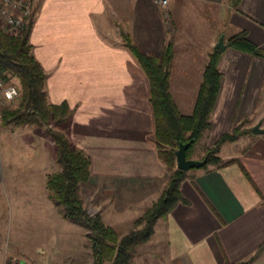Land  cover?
Returning <instances> with one entry per match:
<instances>
[{
  "label": "crops",
  "instance_id": "obj_1",
  "mask_svg": "<svg viewBox=\"0 0 264 264\" xmlns=\"http://www.w3.org/2000/svg\"><path fill=\"white\" fill-rule=\"evenodd\" d=\"M32 15L28 42L45 74L47 100L71 109L68 140L89 157V177L104 184L97 214L119 236L168 177L152 142L148 81L122 34L153 57L170 43L168 91L183 115L191 113L208 53L222 35L219 85L200 137L205 144L189 158L200 159L244 118V128L264 127V58L226 45L243 31L264 50V0L235 6L230 0H167L163 6L154 0H38ZM28 126L0 123V264L38 251L27 243L28 229L65 219L44 185L58 170L52 140L45 158L40 146L41 156L27 150L28 163L15 150L33 144L26 138L39 127ZM255 138L237 152L218 153L222 161L233 159L226 165L187 170L179 184L182 201L156 220L129 264H264V135ZM120 224L125 230H116Z\"/></svg>",
  "mask_w": 264,
  "mask_h": 264
},
{
  "label": "trees",
  "instance_id": "obj_2",
  "mask_svg": "<svg viewBox=\"0 0 264 264\" xmlns=\"http://www.w3.org/2000/svg\"><path fill=\"white\" fill-rule=\"evenodd\" d=\"M237 1L230 0L233 6ZM32 17L18 34L9 35L0 29V75L5 81L15 78L20 91L16 107L0 108V123L12 127L28 124L43 128L54 144V161L58 166L57 171L46 175L45 188L49 198L60 208L62 217L85 228L92 264H129L133 248L150 237L156 220L163 218L176 202L182 201L179 184L187 176V171L175 167L174 150L179 143H187L185 157L189 158L192 146L209 127L208 116L220 80L216 65L221 52L214 47L208 53L191 113L183 115L178 112L168 91V68L172 56L170 43L163 47L159 57H153L141 52L127 35H121L123 46L148 81L147 99L154 124L152 142L168 177L155 201L136 216L128 230L119 236L102 222L99 214H88L82 205L79 189L89 178V157L71 144L63 131L48 126L50 121L58 126L68 124L72 111L65 101L58 104L47 101L45 74L33 57L28 42ZM226 45L264 58V50L249 42L243 31L227 37ZM246 121L242 119L204 149L200 159L205 158V162L201 167H218L233 161H222L216 153L223 142L232 141L239 134L249 131L243 127Z\"/></svg>",
  "mask_w": 264,
  "mask_h": 264
},
{
  "label": "rangeland",
  "instance_id": "obj_3",
  "mask_svg": "<svg viewBox=\"0 0 264 264\" xmlns=\"http://www.w3.org/2000/svg\"><path fill=\"white\" fill-rule=\"evenodd\" d=\"M37 1L38 0H34L33 2L30 16H32L33 14ZM6 82L13 84L16 87L18 94L15 98L11 100H5L0 95V108L2 106H6L8 108H14L17 106L19 101V92H20L19 84L15 78H9ZM48 126L50 128L59 129L63 131V133L68 138V124H62L58 126L55 125L52 121H50L48 123ZM37 127L38 126L36 125H29L28 129L37 130ZM40 128L41 127L38 128V131H36L35 135L27 136L26 138L27 140L32 141L33 144L31 145L28 144V147L21 146L20 148L17 147L15 149L16 151L20 150L21 157L25 159L27 163H28V159L30 158L26 154L27 150H28V154L29 153L37 154L38 150L41 148L42 153L40 154L41 155L43 154L42 157L45 158L44 150H45V146H48L50 138L47 137L45 134H43L39 130ZM259 135H264V134L252 133L250 130L241 133L234 140L223 142L219 147L221 151H219L218 149L219 152L217 151L216 155L217 156L219 154L223 155L225 152L226 153L237 152L238 150L246 146L248 143L254 141V139H256L255 137ZM204 144H205V136L199 139L192 146V150L188 154L191 155L194 154L195 152L196 153L200 152ZM223 144L225 145L223 146ZM39 146L40 148H38ZM221 146L223 147L221 148ZM12 152L14 153L13 150ZM41 155L37 154V156H41ZM201 156H199V158H201ZM52 168L54 170V167L52 166L50 171H52ZM196 168H200V167H196ZM190 169H195V167ZM166 173L167 172L165 171L164 176ZM36 176H39V174L37 175L36 173ZM44 185H45V180H44ZM102 186L104 187V184L100 181L99 178L94 176L89 177V179L86 182L80 185L79 193H80V198L82 200V205L86 209L87 213L90 215L97 214L100 208L102 207L100 202L103 195L101 191ZM59 212H60V208H59ZM51 224L53 225L52 228L47 229L41 227L40 228L33 227L27 230V243L37 244L39 245V249L34 253L32 251L29 252V254L26 255L25 257L18 256L19 258L24 259L28 264H92L91 251L89 247V241L85 235L86 234L85 228L65 219L59 220V223L53 221ZM115 228L117 231L125 230L123 224L117 225ZM52 242H55L57 244L58 251L54 250L55 247L51 245Z\"/></svg>",
  "mask_w": 264,
  "mask_h": 264
},
{
  "label": "built area",
  "instance_id": "obj_4",
  "mask_svg": "<svg viewBox=\"0 0 264 264\" xmlns=\"http://www.w3.org/2000/svg\"><path fill=\"white\" fill-rule=\"evenodd\" d=\"M163 6L167 0H154ZM34 0H0V29L9 35L22 31L31 14ZM18 94L16 87L7 83L0 75V95L5 100H11ZM1 264H28L19 257H8Z\"/></svg>",
  "mask_w": 264,
  "mask_h": 264
},
{
  "label": "water",
  "instance_id": "obj_5",
  "mask_svg": "<svg viewBox=\"0 0 264 264\" xmlns=\"http://www.w3.org/2000/svg\"><path fill=\"white\" fill-rule=\"evenodd\" d=\"M214 46L222 51L225 48V44L223 43V37L222 35H219L217 38L216 43ZM250 131L252 133H263L264 134V128L260 127V123L256 122L250 127ZM187 147V143H179L177 148L174 150V158H175V167L181 170L187 171L190 168L193 167H201L204 162L205 158L202 159H191L185 157V148ZM97 264V263H95Z\"/></svg>",
  "mask_w": 264,
  "mask_h": 264
}]
</instances>
